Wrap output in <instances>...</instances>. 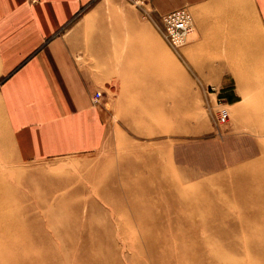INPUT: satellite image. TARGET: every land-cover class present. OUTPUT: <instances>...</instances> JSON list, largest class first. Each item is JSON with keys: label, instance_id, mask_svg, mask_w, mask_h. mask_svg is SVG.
I'll list each match as a JSON object with an SVG mask.
<instances>
[{"label": "rangeland", "instance_id": "obj_1", "mask_svg": "<svg viewBox=\"0 0 264 264\" xmlns=\"http://www.w3.org/2000/svg\"><path fill=\"white\" fill-rule=\"evenodd\" d=\"M99 3L103 137L29 163L0 145V215L22 227H0V264H264L263 50L230 58L248 46L202 43L194 20L174 49L158 30L173 11Z\"/></svg>", "mask_w": 264, "mask_h": 264}, {"label": "crops", "instance_id": "obj_2", "mask_svg": "<svg viewBox=\"0 0 264 264\" xmlns=\"http://www.w3.org/2000/svg\"><path fill=\"white\" fill-rule=\"evenodd\" d=\"M151 2L160 14L188 8L202 43L248 46L230 58L264 52V0ZM105 6L0 0V145L18 163L87 152L102 139L93 96L105 85Z\"/></svg>", "mask_w": 264, "mask_h": 264}, {"label": "built area", "instance_id": "obj_3", "mask_svg": "<svg viewBox=\"0 0 264 264\" xmlns=\"http://www.w3.org/2000/svg\"><path fill=\"white\" fill-rule=\"evenodd\" d=\"M158 30L163 37V39L172 48L177 49L186 43L188 35H190L194 30V24L192 15L186 9H179L162 17L161 25L158 26ZM215 96V103L218 105L216 114V125L222 126L229 122V110L227 105L222 99L218 97V90L210 88ZM101 97L100 92L94 94V102H97Z\"/></svg>", "mask_w": 264, "mask_h": 264}, {"label": "bare ground", "instance_id": "obj_4", "mask_svg": "<svg viewBox=\"0 0 264 264\" xmlns=\"http://www.w3.org/2000/svg\"><path fill=\"white\" fill-rule=\"evenodd\" d=\"M232 52H233V50H232ZM231 54H233V53H230V55ZM0 222H1L0 227L4 231L3 234H5V235H12L13 234L12 232H14V230H20L22 228V227L19 228L18 225H13V224L9 223L8 222V219H7V217L5 215H3V216L0 215ZM26 243H24V244H26ZM1 244H2V242H1ZM3 244L4 245L2 246V249L1 250L4 251V252H6L9 249L8 247H10V241L3 242ZM37 263H35V264H37Z\"/></svg>", "mask_w": 264, "mask_h": 264}]
</instances>
